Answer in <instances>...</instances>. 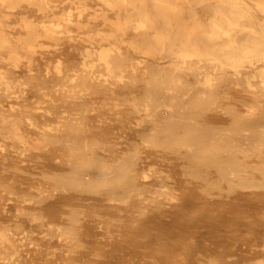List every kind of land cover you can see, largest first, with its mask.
<instances>
[{
	"label": "rangeland",
	"instance_id": "1",
	"mask_svg": "<svg viewBox=\"0 0 264 264\" xmlns=\"http://www.w3.org/2000/svg\"><path fill=\"white\" fill-rule=\"evenodd\" d=\"M177 1L186 3L188 18H201L219 35L207 41L233 40L224 36L232 9L225 1ZM46 2L49 7L40 8L23 0L22 6L4 11L12 35H27L30 23L41 36L36 50L18 59L0 47V264L263 262L264 77L259 70L264 58L250 55L236 67L211 46L204 48L218 59L188 56V47L176 37L150 54L131 44V35L152 30L137 15L125 33L107 35L117 17V0ZM150 3V10L160 13L158 27L180 20L178 10L156 7L154 0L128 3L125 9ZM255 7L263 24L256 23L254 35L262 37L264 10ZM45 26L57 37L46 34ZM233 32L243 49H253L251 30ZM238 116L248 123L243 136L262 143L239 142L245 151L234 153L233 144L217 137L221 131L213 126L225 121L232 134L230 124ZM186 160L213 168L217 180L198 184L199 175L190 186L176 188L168 173L186 180ZM237 160L247 169H239ZM191 226L197 230L187 232Z\"/></svg>",
	"mask_w": 264,
	"mask_h": 264
},
{
	"label": "bare ground",
	"instance_id": "2",
	"mask_svg": "<svg viewBox=\"0 0 264 264\" xmlns=\"http://www.w3.org/2000/svg\"><path fill=\"white\" fill-rule=\"evenodd\" d=\"M22 1L23 0H0V47H6V48H8L9 50H10V52H11V54H12V56H14L15 58H21L23 55H25V54H31V53H33L34 52V50H36V46H37V41L39 40V37L41 36V34L38 32V30H37V28L34 26V25H32V24H28L27 26H28V30H29V32H28V34L27 35H19V36H14V35H12L11 34V32L8 30V22H7V19H6V16H7V12L5 13L4 11L5 10H11V9H14V8H18V7H20V6H22ZM30 3H37L39 6H40V8H48L49 7V3L48 2H46V0H28ZM77 1V0H76ZM138 0H117V2H116V5L118 6V13H117V17H116V19H114V20H111V23H112V25L114 26L113 27V30L110 32V33H108L107 35H116L117 33H119L120 31H122L123 33H125L127 30H128V28H130V26L132 25V23H133V20L135 19V16L137 15L138 16V19H139V21H141L144 25H147V26H150V28L152 29V30H150V31H144V32H141V31H137L135 34H133V35H131V37H133V41L131 42V44L132 45H134V46H137V47H141V48H143L146 52H148V53H150V54H155L156 52H157V50H158V46H162V45H165L166 44V42H164L165 41V39H173L174 37H176V38H178V39H180L182 42V44L183 45H185V46H187L188 48H187V50H186V52H185V55H188V56H191V55H193V54H195V55H200V56H207V57H210V58H212V59H218V57H216L215 55H214V52L212 51V50H209V49H206V48H204V47H213V48H215V49H217L218 51H219V53H223V54H225L229 59H231L232 60V62L234 63V65H236V67H238V62H240V61H243L244 60V58H246L247 56H250V55H254V56H257V57H262V58H264V28H263V30H262V37H260V36H255L254 35V33L257 31V28H256V23H261V24H263V22L260 20V18L258 17V16H255V13L253 12V8L255 7V9H258V7L259 8H261V9H263L264 10V0H254V2H251V0H223V1H225V3H227V5H229V6H231V10L229 11V13H228V16H227V18H228V30H227V33L224 35V36H227V37H231V38H233V40L232 41H230V42H225V41H221V42H215L214 40L213 41H207V39L208 38H216V36L217 35H215V33L213 32V30H212V28H211V26L208 24V23H206L205 21H203L201 18H193V19H191V18H188L187 16H186V13H185V11H183V10H185V6H186V3L185 2H182V1H177V0H154V3L156 4V7H159V6H167V7H171V8H175L176 10H178V12H175V13H177L178 14V16H179V19L180 20H178L177 21V23L175 22V21H170L169 22V24L167 25V26H164V25H162V26H160V27H158V25H156V23L159 21V11L158 10H150L151 9V7H149V6H151V3L150 4H148V5H146V4H142V5H134L133 6V8L132 9H125V5H127L128 3H131V4H135L136 2H137ZM142 1H145V0H142ZM26 4V2L24 3V5ZM52 5V4H51ZM153 5V4H152ZM32 6V5H31ZM222 6V5H221ZM33 7V6H32ZM139 7V8H138ZM35 8V7H34ZM38 8V7H37ZM37 8H35V9H37ZM113 8V7H112ZM223 8V7H222ZM38 10V9H37ZM12 11V10H11ZM15 11V10H14ZM116 12V11H115ZM219 13V12H218ZM262 13V12H261ZM116 14V13H115ZM217 14V13H216ZM263 14V13H262ZM110 15H111V13H110ZM111 16H115V15H111ZM158 17V18H157ZM223 17V16H222ZM77 18V17H76ZM263 18V17H262ZM74 19V18H73ZM157 19V20H156ZM85 20V19H84ZM104 20V19H103ZM109 21H110V19H109ZM79 25L81 26H83V22L82 21H79ZM133 26V25H132ZM180 26V27H179ZM46 27V34H49V35H51L52 37H57L54 33H53V28L51 27V26H45ZM109 27V26H108ZM74 28H76V26H74ZM249 29V30H251V38L252 39H255L256 40V42H255V45H254V47H253V49L251 50V51H247L246 50V48L244 47V49L242 48L245 44H244V42L243 43H240V42H238L237 41V35L236 34H234V32L233 31H236V30H238V29ZM110 30H111V27H110ZM109 31V30H108ZM130 31V30H129ZM131 32H133V31H131ZM121 34V33H120ZM219 36V35H218ZM217 36V37H218ZM259 37V38H258ZM124 38H125V36H124ZM123 39V38H122ZM126 41H128V40H126ZM128 44V43H127ZM170 44H172V43H170ZM70 45V44H69ZM74 45V44H73ZM131 46V45H130ZM166 46V45H165ZM38 47V46H37ZM74 48V47H73ZM132 48V47H131ZM66 49V48H65ZM67 49H68V47H67ZM249 52V53H248ZM120 53V52H119ZM122 53V52H121ZM142 53V52H141ZM74 54V53H73ZM71 56V55H70ZM69 56V57H70ZM141 57V56H140ZM197 57V56H196ZM223 57V56H222ZM104 58H108V53L107 52H104ZM139 58V57H138ZM109 59V58H108ZM144 59V58H143ZM225 59V58H224ZM228 59V60H229ZM138 61H139V59H137ZM142 60V59H141ZM149 59H147L146 60V62L148 61ZM124 61V60H123ZM194 61H196V60H194ZM220 61H222V62H224V60H221L220 59ZM131 62H132V60H131ZM231 62V61H230ZM145 63V62H144ZM140 64V63H139ZM147 64V63H146ZM127 65H128V63H127ZM131 65H132V63H131ZM259 65V64H258ZM251 66H252V64H251ZM254 66V65H253ZM257 66V65H256ZM233 67V66H232ZM153 68V67H152ZM253 68V67H252ZM257 68V67H256ZM122 69V68H121ZM145 69V68H144ZM237 69H239V68H237ZM243 69V68H242ZM250 69V68H249ZM124 70V69H123ZM240 70V69H239ZM244 70V69H243ZM246 70V69H245ZM244 70V71H245ZM125 71H126V69H125ZM124 71V72H125ZM146 71H148V70H146ZM241 71V70H240ZM260 75L261 76H263L264 77V67H262L260 70ZM253 72V71H252ZM237 74V73H236ZM238 74H239V72H238ZM251 74V73H250ZM250 75L249 74H247V77H249ZM172 78L174 79L175 78V74H173L172 75ZM242 78V77H241ZM247 79V78H246ZM236 80H238V79H236ZM239 81V80H238ZM237 81V82H238ZM244 81V80H243ZM125 82H127V81H125ZM132 82V81H131ZM210 82V81H209ZM249 83H250V80H249ZM127 84H129V83H127ZM134 84V83H133ZM240 84V83H239ZM254 84V83H253ZM208 85V84H207ZM136 86V85H135ZM206 86V85H205ZM253 86V85H252ZM252 86L250 85V87L252 88ZM249 87V86H248ZM249 87V88H250ZM117 88H118V86H117ZM115 89V88H114ZM247 90V89H246ZM108 91V90H107ZM141 91V90H140ZM251 91V90H250ZM133 92V91H132ZM131 92V94H135V93H132ZM252 92V91H251ZM130 94V93H129ZM254 94H256V93H254ZM263 93H262V98H264L263 97ZM153 96V95H152ZM250 96V95H249ZM126 97V96H125ZM130 97H132L131 95H130ZM154 98V97H153ZM261 98V99H262ZM131 99V98H130ZM136 99H138L137 97H136ZM155 99V98H154ZM251 99H253L252 97H251ZM254 100V99H253ZM132 101V100H131ZM260 101V100H259ZM248 102V101H247ZM249 102H250V100H249ZM262 102V105H263V103H264V100H262L261 101ZM252 103V102H251ZM250 103V104H251ZM254 103V102H253ZM124 104H126V103H124ZM238 105H240V104H238ZM236 106V105H235ZM243 106V105H242ZM241 106V107H242ZM240 107V106H239ZM255 107V106H254ZM257 107V106H256ZM259 107V106H258ZM261 107V106H260ZM243 108V107H242ZM246 108V107H245ZM263 108V107H262ZM239 109V108H238ZM259 109V108H258ZM257 109V110H258ZM209 110V109H208ZM243 110V109H242ZM257 110H255V111H257ZM210 111V110H209ZM248 111V110H247ZM254 111V112H255ZM163 112H165V111H163ZM211 112H213V111H211ZM235 112L237 113V114H239L236 110H233V112H232V110H231V113L230 114H235ZM258 112H259V110H258ZM244 113V112H243ZM164 114V113H163ZM167 114H169V113H167ZM242 114V113H241ZM160 115V114H159ZM218 115V114H217ZM225 115H227V114H225ZM236 115V114H235ZM243 115H246V114H243ZM250 115V114H249ZM259 115H260V113H259ZM168 116V115H167ZM166 116V117H167ZM223 116V115H222ZM248 116V115H247ZM252 116V115H251ZM251 116H249V118H251ZM257 116V115H256ZM163 118H164V116H162ZM218 118H219V116H217ZM244 117V116H243ZM246 117V116H245ZM244 117V118H245ZM253 117V116H252ZM261 117V116H260ZM218 118H217V120H218ZM232 118V117H231ZM244 118H240V116H238V118H235V121L234 122H232V124H230V126H232V127H234V129H233V133L231 134L230 132H226V130L227 131H229L228 129H226V127H227V123L225 122V121H220V120H218V122L213 126V128H214V130L215 131H217V130H219V131H221V133H216V136L217 137H224L225 138V143H227V142H229V143H232L233 145V149H234V153H238V151H241V152H244L245 151V146L243 147V146H241L240 145V143L239 142H241V144H243V143H247L248 144V146L249 145H253V147H254V145L258 142V141H260L259 140V138L258 139H252V137L250 136V138H247L248 137V134H245V135H247V137L244 135L243 136V130H244V128H245V126L246 125H248V123L246 122L247 120L246 119H244ZM248 118V117H247ZM263 118V117H262ZM162 119V118H161ZM219 119H221V118H219ZM164 120V119H163ZM223 120V119H222ZM249 120V119H248ZM255 120V119H254ZM258 120V119H257ZM262 120V119H261ZM263 120H264V118H263ZM262 120V121H263ZM228 122V121H227ZM264 122V121H263ZM254 125H255V123H254ZM258 127H261L262 128V126H258ZM228 128V127H227ZM257 128V127H256ZM256 128H254V129H252V128H249L250 130H255ZM248 129V130H249ZM247 132V131H246ZM255 132V134H256V132H258V131H254ZM153 133V132H152ZM259 133V132H258ZM263 133V132H262ZM155 133H153V135H154ZM213 135V137H215V133H213V134H211V136ZM155 136V135H154ZM260 136V135H259ZM170 139V138H169ZM246 139H248V140H246ZM174 140V139H173ZM170 142H173V141H171L170 140ZM261 142V141H260ZM161 143V142H160ZM262 143V142H261ZM211 144V143H210ZM220 144H221V142H220ZM247 144H244V145H247ZM166 145V144H165ZM201 145V144H200ZM218 146H220V145H218ZM260 146H262L263 147V144H261ZM146 147H150V146H146ZM155 147H158V146H156V144H155ZM160 147V146H159ZM252 147V146H251ZM143 148V147H142ZM141 148V149H142ZM174 148V147H173ZM154 149V148H153ZM166 149H171V148H166ZM204 149V148H203ZM219 150H220V147L218 148ZM255 149V148H254ZM156 150V149H155ZM176 150V149H175ZM142 151V150H141ZM162 151V150H161ZM172 151V150H171ZM211 151V150H210ZM230 151V150H229ZM249 151V150H248ZM260 151H262V150H260ZM172 152H174V150L172 151ZM231 152H233V151H230V153ZM247 152V151H246ZM250 152V151H249ZM252 152V151H251ZM174 153H176V151L174 152ZM188 153H189V151H188ZM191 153V152H190ZM144 154V153H143ZM151 154H153V153H151ZM154 155V154H153ZM208 155V154H207ZM213 154H211V156H212ZM231 154H229V156H230ZM233 155V154H232ZM240 155V154H239ZM264 155V154H263ZM148 156V155H147ZM159 156V155H158ZM183 156V155H182ZM219 156V155H218ZM148 157H150V156H148ZM187 158H188V155L186 156ZM262 157V156H261ZM152 158V157H151ZM184 158H185V156H184ZM190 158V157H189ZM222 158V157H221ZM258 158V157H257ZM192 159V158H191ZM245 160L247 159V158H244ZM144 160V159H143ZM193 160V159H192ZM197 160H199V159H197ZM249 160V159H248ZM171 161V160H170ZM186 161H188V160H186ZM200 161V160H199ZM206 161V160H205ZM140 162V161H139ZM144 162V161H143ZM188 162H190V161H188ZM203 162V161H202ZM222 162V161H221ZM220 162V163H221ZM257 162V161H256ZM263 162V161H262ZM207 163H208V161H207ZM216 163H218V160H217V162ZM215 163V164H216ZM224 163V162H223ZM222 163V164H223ZM251 163L254 165L255 163H253V161H251ZM260 163V162H259ZM264 163V162H263ZM141 164H142V162H141ZM219 164V163H218ZM183 165V164H182ZM234 165V164H233ZM235 165H239V169H242V168H246L247 169V167H248V164L247 163H244V162H238V160L235 162ZM163 167V166H162ZM170 167V166H169ZM183 167V166H182ZM206 167V166H205ZM221 167V166H220ZM171 168V167H170ZM231 168V167H230ZM257 168H258V166H257ZM257 168H255V169H257ZM260 168V167H259ZM164 169V168H163ZM162 169V170H163ZM184 169L185 170H183L184 171V173H185V176H186V180H185V177H184V179L182 178V177H178V176H173L170 172L168 173L169 175V179H171L172 180V182H174V184H175V187L176 188H179L178 186H182V188L184 187V186H190V184H191V182H193V181H191L192 179H194V178H196V176H199V175H203L202 177H203V181L202 182H200V180H199V183L198 184H204V185H207V184H212L211 183V181H212V179H215V180H217V178H212V175H213V171H212V169H211V167H208V168H201V167H198V165H196V163H195V165H193L191 162H190V164L189 163H185L184 164ZM204 169V170H203ZM160 170H161V168H160ZM164 171V170H163ZM167 171V170H166ZM204 171V172H203ZM232 171H234L233 169H232ZM237 171V170H236ZM246 171V170H245ZM257 171V170H256ZM235 172V171H234ZM248 172V171H247ZM257 173V172H256ZM162 174H165V173H162ZM238 174H239V172H238ZM179 175V174H178ZM232 175H234V174H232ZM258 175V174H257ZM165 176V175H164ZM183 176V175H182ZM238 176V175H237ZM239 176H241L240 174H239ZM216 177H218V176H216ZM191 179V180H190ZM238 179V178H237ZM255 179V178H254ZM253 178H252V180H254ZM167 180V179H166ZM242 180V179H241ZM143 181H145V180H143ZM264 181V180H263ZM189 183V184H188ZM219 184V183H218ZM250 184H252V185H257L256 184V182L255 181H252ZM262 184V183H261ZM167 185V184H166ZM193 185H194V183H193ZM156 187V186H155ZM170 187V186H169ZM248 187V186H247ZM188 188H191V187H188ZM187 188V189H188ZM202 188V187H201ZM204 188V187H203ZM175 188H173V190H174ZM191 189H193V188H191ZM177 190V189H176ZM180 190V189H179ZM178 191V190H177ZM194 192V191H193ZM191 194V193H190ZM196 194H197V192H196ZM204 193H202V195H203ZM186 195V194H185ZM200 195V194H199ZM190 196V195H189ZM203 197V196H202ZM219 197V196H218ZM190 198V197H189ZM188 200V199H187ZM194 200V199H193ZM192 200V201H193ZM207 200V199H206ZM205 200V201H206ZM168 201V200H167ZM185 201V200H184ZM200 201H202V200H200ZM207 201H210V200H207ZM169 202V201H168ZM179 202V201H178ZM211 202V201H210ZM170 203H171V201H170ZM186 203V202H185ZM189 203H192V202H189ZM209 203V202H208ZM165 206H166V204L165 203H163ZM171 204H173V203H171ZM170 204V205H171ZM203 204V203H202ZM167 205H169V204H167ZM189 205V204H188ZM196 204H194V207H197V206H195ZM198 205H199V203H198ZM191 206H193V205H191ZM203 206H204V204H203ZM170 207V206H169ZM169 207H167V208H169ZM184 206H182V207H179V208H183ZM190 207V206H189ZM193 207V208H194ZM202 207V206H201ZM208 207H209V205H208ZM212 207V206H211ZM173 208V207H172ZM185 208V207H184ZM188 208V207H187ZM186 208V209H187ZM170 209V208H169ZM175 209H176V207H175ZM178 209V208H177ZM199 209H201V208H199ZM163 210V209H162ZM164 210H166V208L164 209ZM163 210V211H164ZM181 210V209H180ZM190 210V209H189ZM194 210V209H193ZM160 211V210H159ZM172 211V210H171ZM176 211V210H175ZM187 211V210H186ZM192 211V210H191ZM169 212H170V210H169ZM181 212V211H180ZM200 212V211H199ZM202 212V211H201ZM200 212V213H201ZM212 212V211H211ZM165 213V212H164ZM164 213H162V214H164ZM181 213H183V212H181ZM216 213V212H215ZM161 214V215H162ZM192 214V213H191ZM217 214V213H216ZM226 214V213H225ZM170 215V214H169ZM169 215H168V217H169ZM186 215L188 216L189 214H187L186 213ZM163 216V215H162ZM162 216L160 217V218H162ZM170 216H172V215H170ZM224 216V215H223ZM227 216V215H226ZM229 217L230 216H232L231 214L230 215H228ZM165 217V216H164ZM182 217V216H181ZM184 217V216H183ZM197 217V216H196ZM202 217V216H201ZM215 218L214 219H216V215L214 216ZM225 217V216H224ZM158 218V217H157ZM156 218V219H157ZM166 218V217H165ZM173 218V217H172ZM180 218V217H179ZM186 218V217H185ZM188 218V217H187ZM186 218V219H187ZM191 218V217H190ZM209 218V217H208ZM223 218V217H222ZM182 219V218H181ZM185 219V220H186ZM200 219V218H199ZM220 218H218V220H219ZM149 220V219H148ZM163 220V219H162ZM162 220H160V221H158V222H160L161 223V221ZM165 220V219H164ZM194 220H195V218H194ZM200 220H203V218L202 219H200ZM221 220V219H220ZM226 220V219H225ZM153 221H155V219L153 220ZM156 221V222H157ZM167 221H169V220H167ZM172 221H174V220H171V222ZM191 221V220H190ZM195 221H199V220H195ZM205 221V220H204ZM212 221V220H211ZM224 221V220H223ZM226 221H228V220H226ZM143 222V221H142ZM145 222V221H144ZM144 222H143V224H144ZM148 222V221H147ZM150 222V221H149ZM148 222V223H149ZM158 222H157V224H158ZM166 222V221H165ZM185 222H187V221H185ZM184 222V223H185ZM215 222V221H214ZM229 222H230V220H229ZM153 223V222H152ZM170 223V222H169ZM179 223V222H178ZM136 224H138L137 222H136ZM176 224V223H175ZM180 224V223H179ZM176 225V227L177 226H181V225ZM201 224H203V223H200V225ZM142 225V224H141ZM146 225H153V224H145V226ZM163 225V224H162ZM164 225H165V223H164ZM191 225H192V223H191ZM175 226V225H174ZM185 226V225H184ZM222 226V225H221ZM124 227V226H123ZM122 227V228H123ZM136 227H138V225L136 226ZM141 227H144V226H140V228ZM161 227H163V226H160V228ZM172 227V226H171ZM214 227V226H213ZM140 228L138 229L139 231H142V230H140ZM149 228H150V226H149ZM148 228V229H149ZM166 228H167V226H166ZM183 228V227H182ZM189 227H187V229H188ZM224 228H226V227H224ZM125 229H127V228H124L123 230H125ZM147 229V230H148ZM157 229V228H156ZM163 229V228H162ZM161 229V230H162ZM180 229V228H179ZM264 229V228H263ZM151 230H153V229H151ZM160 230V231H161ZM192 230H197V229H195L194 228V226H191L190 227V229H188V230H186L187 232L188 231H192ZM204 230H206L205 228H204ZM145 230H143V232H144ZM149 231V230H148ZM153 231H155V230H153ZM157 231V230H156ZM164 231V230H163ZM167 231V230H166ZM166 231H165V233H166ZM173 231V230H172ZM171 231V232H172ZM181 231H182V229H181ZM125 232V231H124ZM168 232V231H167ZM174 232V231H173ZM175 232H176V230H175ZM258 232V231H257ZM155 233V232H154ZM161 233H163V232H161ZM160 233V234H161ZM169 233H170V231H169ZM176 233H179V232H176ZM259 233V232H258ZM137 234H139V233H137ZM143 234V233H142ZM146 234V233H145ZM164 234V233H163ZM163 234H162V236H163ZM219 234V233H218ZM257 234V233H256ZM259 234H261V233H259ZM174 235H176V234H174ZM178 235V234H177ZM220 236V235H219ZM257 236V235H256ZM139 237V236H138ZM155 237V236H154ZM153 237V238H154ZM164 237V236H163ZM188 237V236H187ZM190 237H192V236H190ZM255 237V236H254ZM185 239V238H184ZM203 239V238H202ZM201 239V240H202ZM259 239V238H258ZM257 239V240H258ZM130 240V239H129ZM134 240H136V239H134ZM183 240V239H182ZM256 240V241H257ZM203 241V240H202ZM207 240H204V243L206 242ZM209 241V240H208ZM252 241V240H251ZM11 244L10 245H12V242L11 241H9ZM169 242H170V240H169ZM261 242V241H260ZM264 242V241H263ZM182 243V242H181ZM184 243V242H183ZM186 243V242H185ZM204 243H202V245H204ZM248 243V242H247ZM249 243H250V241H249ZM248 243V244H249ZM262 243V242H261ZM213 244V243H212ZM239 244V243H238ZM245 244V243H244ZM255 244V243H254ZM264 244V243H263ZM186 245V244H185ZM246 246H245V248H247V246H249V245H247V244H245ZM255 246L256 247H258L259 245L258 244H255ZM262 246H264V245H262ZM262 246H261V249H262ZM179 248V247H178ZM181 248V247H180ZM238 248V247H237ZM242 248V247H241ZM259 248V247H258ZM183 249L185 250V247H183ZM206 249V248H205ZM204 249V250H205ZM208 249V248H207ZM240 249V248H239ZM243 249H244V247H243ZM260 249V250H261ZM209 250V249H208ZM242 250V249H241ZM247 250V249H246ZM251 250H252V248H251ZM142 251V250H141ZM172 250H171V248H170V252H171ZM263 251V250H262ZM127 252V251H126ZM184 252V251H183ZM210 252V251H209ZM240 252V251H239ZM243 252H245V254H249V253H247L246 251H244L243 250ZM255 252V251H254ZM213 253V252H212ZM216 253V252H215ZM251 253H253V252H251ZM258 253V252H257ZM190 254V253H189ZM189 254H187V255H189ZM206 254V253H205ZM217 254V253H216ZM215 254V255H216ZM178 255H179V253H178ZM209 255V254H208ZM218 255V254H217ZM166 256V255H165ZM171 256H173V255H171ZM201 256V255H200ZM203 256V255H202ZM242 256V255H241ZM147 257V256H146ZM181 257V256H180ZM210 257V256H209ZM211 257H212V255H211ZM215 257V256H214ZM182 258V257H181ZM197 258H199V257H197ZM262 260H263V262H264V259L262 258V257H260ZM259 258V259H260ZM161 259V258H160ZM174 259H175V257H174ZM177 259V258H176ZM213 259V258H212ZM215 259V258H214ZM260 259V260H261ZM181 260V259H180ZM197 260V259H196ZM199 260V259H198ZM260 260H258V262H260ZM5 261V260H4ZM133 261H134V259H133ZM143 261V260H142ZM147 261H149V260H147ZM165 261H166V259H165ZM200 261V260H199ZM198 261V262H199ZM2 262H3V260H2ZM181 262H182V260H181ZM194 263H195V261H193ZM238 262V261H237ZM263 262H261V263H258V264H262ZM160 263H163L162 261L160 262ZM185 262H183V264H184ZM188 263V262H187ZM239 263H241L242 264V262H239ZM238 263V264H239ZM231 264V263H230ZM234 264H236V263H234ZM247 264V263H246Z\"/></svg>",
	"mask_w": 264,
	"mask_h": 264
}]
</instances>
